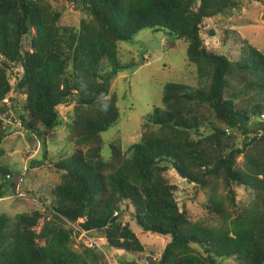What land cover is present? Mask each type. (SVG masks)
Returning <instances> with one entry per match:
<instances>
[{"label": "trees", "instance_id": "obj_1", "mask_svg": "<svg viewBox=\"0 0 264 264\" xmlns=\"http://www.w3.org/2000/svg\"><path fill=\"white\" fill-rule=\"evenodd\" d=\"M64 1L85 14L78 27L63 25V8L51 0H0V158L13 110L46 148L50 132L64 126L61 110L73 108L74 145L55 163L60 181L41 210L14 220L0 213V264H108L100 250L76 249L70 224L140 256L146 247L121 220L131 209L144 232L172 238L157 264H264V53L244 42L232 60L202 37L206 21L240 9L242 0ZM147 29L184 42L197 84H167L139 142L128 153L113 142L105 158L103 134L121 118L112 80L136 66L122 63L120 48ZM13 66L20 73L15 89L26 96L12 99L19 108L5 102ZM170 169L195 196L207 195L205 219L195 221L180 205ZM0 180V197L19 186L36 196L5 165ZM236 188L249 192L246 205Z\"/></svg>", "mask_w": 264, "mask_h": 264}, {"label": "rangeland", "instance_id": "obj_2", "mask_svg": "<svg viewBox=\"0 0 264 264\" xmlns=\"http://www.w3.org/2000/svg\"><path fill=\"white\" fill-rule=\"evenodd\" d=\"M238 10L218 16L206 21L202 29V37L207 48L213 52L237 60L240 56L242 43L247 42L264 53V0H242ZM56 8H63L61 23L67 26L78 27L86 18L85 14L73 2L51 0ZM215 31V37L209 36V31ZM29 35L27 46L32 38ZM120 58L124 65L136 66L122 72L118 78L112 80V92L118 96V106L121 118L116 126L103 134V157L109 158L111 154L110 144L120 142L123 150L128 153L130 147L139 142L141 127L145 118L154 111L155 107H162L164 87L169 83H184L196 85V70L190 66L186 59V46L183 41L176 40L166 32L154 33L151 30H143L132 43H124L120 48ZM10 71V81H14L16 75ZM12 99L25 101L26 96L14 89L8 98V105L17 107ZM64 126L54 129L47 138V147H43L37 137L31 135L21 126L16 111H10L6 116V130L8 137L4 141L1 150L0 165H5L15 171L20 183L24 181L25 187L34 191L36 196L16 192H10L12 199L0 202V213L8 215L11 219L20 213L41 210L45 197H48L52 186L60 181V175L54 167L61 158L70 157L74 145L70 143L71 135L69 124L73 116V108L61 110ZM49 158L45 159L44 154ZM130 156V154H128ZM169 182L179 187L177 200L181 206L185 203L192 218L195 221L206 218L204 205L207 204V195L202 192L195 196L194 186L181 178L175 170L167 173ZM238 203L244 206L249 201V192L244 188H236ZM125 223H131L132 227L146 247L145 253L134 256L120 250L110 248L105 239L103 245L104 254L108 264H150L157 261L166 246L171 242L170 236H160L144 232L132 220V209L121 217ZM93 238H103L100 234L93 233ZM84 246L76 241V249ZM85 247V246H84ZM225 264H235L228 261Z\"/></svg>", "mask_w": 264, "mask_h": 264}, {"label": "built area", "instance_id": "obj_3", "mask_svg": "<svg viewBox=\"0 0 264 264\" xmlns=\"http://www.w3.org/2000/svg\"><path fill=\"white\" fill-rule=\"evenodd\" d=\"M12 72H14L13 74L16 75V78L13 79L14 81H10L11 86L13 87L12 92H14V89L18 83V79L20 78V73L18 71L17 68H15L14 66L11 68ZM11 92V93H12ZM10 93V94H11ZM9 94V95H10ZM8 104V101H5ZM11 177L8 175L4 180L3 183H5L7 180H9ZM2 182L0 180V186H1ZM19 196H23L22 194H20L19 189L16 190V193ZM13 196H3L0 197V202L2 201H6L9 199H12ZM70 227L74 229V235H75V239L77 242L83 244L85 247L89 248V249H96V250H100L102 252H104L103 249V245H105V239L104 238H93L90 235H92V232H87V231H81L77 226L70 224Z\"/></svg>", "mask_w": 264, "mask_h": 264}, {"label": "water", "instance_id": "obj_4", "mask_svg": "<svg viewBox=\"0 0 264 264\" xmlns=\"http://www.w3.org/2000/svg\"><path fill=\"white\" fill-rule=\"evenodd\" d=\"M158 262L157 261H153V262H151L150 264H157Z\"/></svg>", "mask_w": 264, "mask_h": 264}, {"label": "clouds", "instance_id": "obj_5", "mask_svg": "<svg viewBox=\"0 0 264 264\" xmlns=\"http://www.w3.org/2000/svg\"><path fill=\"white\" fill-rule=\"evenodd\" d=\"M105 110H107V106L105 107Z\"/></svg>", "mask_w": 264, "mask_h": 264}]
</instances>
